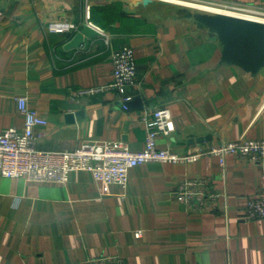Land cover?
Masks as SVG:
<instances>
[{
	"label": "crops",
	"instance_id": "1",
	"mask_svg": "<svg viewBox=\"0 0 264 264\" xmlns=\"http://www.w3.org/2000/svg\"><path fill=\"white\" fill-rule=\"evenodd\" d=\"M90 3L91 16L103 7L109 18H86L84 0H0V134L24 127L18 99L26 97L48 120L36 128L41 150L97 140L139 150L144 116L160 106L172 112L161 148L186 154L221 140L264 138V67L247 71L226 60L217 33L199 25L196 11L168 0ZM88 21L103 32L66 48ZM124 44L135 52L136 85L77 95L112 81L111 53ZM190 178L204 179L218 195L212 210L179 200L177 190ZM263 192L264 163L235 155L224 164L213 154L189 163L150 161L131 169L126 188L90 171H72L66 183L0 173V264H90L100 255L128 264H264V217L244 216L247 198Z\"/></svg>",
	"mask_w": 264,
	"mask_h": 264
},
{
	"label": "built area",
	"instance_id": "2",
	"mask_svg": "<svg viewBox=\"0 0 264 264\" xmlns=\"http://www.w3.org/2000/svg\"><path fill=\"white\" fill-rule=\"evenodd\" d=\"M178 4L179 1H192L218 8H226L242 13L246 18L264 21V5L228 3L220 0H168ZM86 18L91 16L90 0H84ZM188 6V5H187ZM207 11V10H206ZM210 12V11H209ZM249 16V17H247ZM89 24L95 26L91 21ZM53 30H63L69 25L53 24ZM103 32V30L96 26ZM113 62V79L107 85L89 87L78 91L77 95L95 94L105 89H120L137 83L138 70L134 49L124 44L111 53ZM132 95L124 96L122 107L128 109ZM19 110L24 115V127L10 126L0 134V173L7 177H22L30 181L66 183L72 171H90L96 180L102 183H117L126 188L132 168L150 161L157 162H195L205 155H217L224 164L228 155L240 159L264 163V138H247L221 140L207 149L196 147L190 153L181 154L171 147L158 146L161 135H170L172 112L168 106H160L144 116L146 138L144 147L132 149L122 140L84 141L74 150H41L36 146L38 126H44L48 120L37 110L30 108L26 97L18 99ZM179 200L189 209L208 211L215 207L218 196L209 190L206 181L199 178L185 180L178 188ZM244 216L249 219L264 217V192L247 198ZM142 235V230L136 231ZM90 264H128L121 256L100 255Z\"/></svg>",
	"mask_w": 264,
	"mask_h": 264
},
{
	"label": "water",
	"instance_id": "3",
	"mask_svg": "<svg viewBox=\"0 0 264 264\" xmlns=\"http://www.w3.org/2000/svg\"><path fill=\"white\" fill-rule=\"evenodd\" d=\"M194 15L200 26L217 33L226 60L247 71L255 72L264 67V21L220 12H195ZM98 34L99 30L85 22L65 47L87 45L89 38Z\"/></svg>",
	"mask_w": 264,
	"mask_h": 264
},
{
	"label": "bare ground",
	"instance_id": "4",
	"mask_svg": "<svg viewBox=\"0 0 264 264\" xmlns=\"http://www.w3.org/2000/svg\"><path fill=\"white\" fill-rule=\"evenodd\" d=\"M179 3H183V4H186L188 6H193V7H196V8L202 9V10H207L210 12H220V13L237 15V16H242V17L246 16V15L243 16L242 13H239V12L231 10V9L213 7L210 5L192 2V1H179ZM247 17H249V16H247Z\"/></svg>",
	"mask_w": 264,
	"mask_h": 264
},
{
	"label": "trees",
	"instance_id": "5",
	"mask_svg": "<svg viewBox=\"0 0 264 264\" xmlns=\"http://www.w3.org/2000/svg\"><path fill=\"white\" fill-rule=\"evenodd\" d=\"M109 10L108 8H103V7H99V8H93L92 9V18H109Z\"/></svg>",
	"mask_w": 264,
	"mask_h": 264
},
{
	"label": "rangeland",
	"instance_id": "6",
	"mask_svg": "<svg viewBox=\"0 0 264 264\" xmlns=\"http://www.w3.org/2000/svg\"><path fill=\"white\" fill-rule=\"evenodd\" d=\"M184 6H187V5H184ZM188 8H190L191 10L193 11H196V12H208V13H212V12H209V11H206V10H202V9H199V8H196V7H193V6H187Z\"/></svg>",
	"mask_w": 264,
	"mask_h": 264
}]
</instances>
